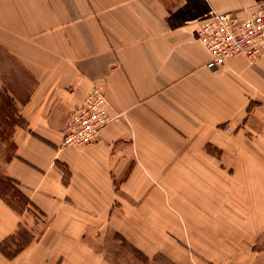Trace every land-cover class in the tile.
<instances>
[{"label": "crops", "instance_id": "1", "mask_svg": "<svg viewBox=\"0 0 264 264\" xmlns=\"http://www.w3.org/2000/svg\"><path fill=\"white\" fill-rule=\"evenodd\" d=\"M259 4L0 0V45L17 68L0 78L17 82L0 93L14 148L0 173L49 218L15 256L0 250V264H109L95 246L107 226L185 264L180 242L219 213L264 217V53L212 70L199 40L204 20ZM93 85L116 118L94 142L65 146L66 118ZM21 225L32 227L27 213L0 197V244Z\"/></svg>", "mask_w": 264, "mask_h": 264}, {"label": "rangeland", "instance_id": "2", "mask_svg": "<svg viewBox=\"0 0 264 264\" xmlns=\"http://www.w3.org/2000/svg\"><path fill=\"white\" fill-rule=\"evenodd\" d=\"M3 61L6 62L5 67ZM8 62L12 63L0 45V78L3 77V74L10 73L11 69V73L17 69L15 66L9 65ZM5 85L2 86L0 83V93L2 94L4 93L2 88L5 91L9 87L17 88V82H10ZM26 85L25 93L28 94L30 86L29 84ZM0 131L2 137L7 139L5 146L0 141L1 162L12 156L14 148L9 139L11 129ZM221 153L218 148L217 154L221 155ZM26 207L23 212L27 213L32 227L29 229L27 226L21 225L17 234L7 238L3 245V249L7 253L20 252L22 247L28 243L27 241L31 239V236L37 239L41 238L49 224V218L40 209H36L32 205ZM235 211L239 216L229 219L225 218L223 213H219L216 226L203 227V232L200 235L194 234L191 242L187 239L185 242H180L186 251L185 264H194L193 262L199 264H264V217L259 218L258 216V218L252 219L248 211L245 213L240 209H235ZM260 212L264 214V211ZM99 237L100 239L95 246L101 255L105 256L109 264H184L181 261L177 263L164 254H157L152 257L146 255L133 245L123 233L109 226L103 230Z\"/></svg>", "mask_w": 264, "mask_h": 264}, {"label": "built area", "instance_id": "3", "mask_svg": "<svg viewBox=\"0 0 264 264\" xmlns=\"http://www.w3.org/2000/svg\"><path fill=\"white\" fill-rule=\"evenodd\" d=\"M199 40L209 53L207 67L212 70L237 55L255 60L264 53V4L246 16L235 12L211 16L202 22ZM115 118L102 86L93 85L82 102L70 110L63 128V145L94 142Z\"/></svg>", "mask_w": 264, "mask_h": 264}, {"label": "trees", "instance_id": "4", "mask_svg": "<svg viewBox=\"0 0 264 264\" xmlns=\"http://www.w3.org/2000/svg\"><path fill=\"white\" fill-rule=\"evenodd\" d=\"M0 197L18 212H23L27 205H32L34 208L39 209L29 197L21 190L16 180L2 175L0 173ZM7 239L3 240L0 244V250L8 257H13L18 251L10 254L3 249ZM28 242V241H27ZM20 250V249H19Z\"/></svg>", "mask_w": 264, "mask_h": 264}]
</instances>
